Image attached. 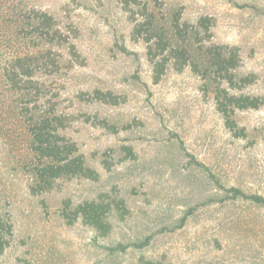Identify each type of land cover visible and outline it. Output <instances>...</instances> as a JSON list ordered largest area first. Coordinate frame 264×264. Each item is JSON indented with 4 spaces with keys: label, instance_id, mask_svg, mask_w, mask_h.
I'll use <instances>...</instances> for the list:
<instances>
[{
    "label": "rangeland",
    "instance_id": "1",
    "mask_svg": "<svg viewBox=\"0 0 264 264\" xmlns=\"http://www.w3.org/2000/svg\"><path fill=\"white\" fill-rule=\"evenodd\" d=\"M162 1L163 12L182 6L190 21L213 17L214 42L241 48L238 74L256 75L247 92L264 97V19L245 6L264 0ZM24 2L53 15L86 61L71 69L63 56L64 75L50 89L59 110L70 118L63 134L78 144L101 179H62L53 191L33 195L37 161L29 149L25 119H18V111L7 114L21 97L0 92V215H9L13 225L0 264H140L141 257L162 264H264V212L259 209L209 203L186 226L172 230L189 207L216 194L207 174L191 176L185 153L227 185L264 194V106L236 115L248 137L235 138L216 110L214 88L191 70H170L154 84L146 46L132 41L134 24L119 0ZM116 41L132 54L120 53ZM95 89L113 91L126 101L109 106L79 99ZM81 113L133 127L112 135L77 120ZM123 145L134 147L136 160L123 161ZM107 151L113 156L112 172L102 164ZM102 195L118 196L128 208L125 219L112 217L110 236L100 237L81 222L68 225L61 218L66 203L77 205ZM147 236L153 239L143 249L111 250Z\"/></svg>",
    "mask_w": 264,
    "mask_h": 264
},
{
    "label": "trees",
    "instance_id": "2",
    "mask_svg": "<svg viewBox=\"0 0 264 264\" xmlns=\"http://www.w3.org/2000/svg\"><path fill=\"white\" fill-rule=\"evenodd\" d=\"M119 1L134 24L132 41L146 46V58L152 68L154 84L162 81L170 70L176 73L191 70L208 87L214 88L215 107L225 128L233 137L246 139L248 131L239 126L236 115L259 110L264 106V97L247 92L256 83V75L238 74L243 65L241 48L214 42L215 19L202 16L190 21L184 18L182 6L163 12L165 4L162 0ZM245 6L264 19L263 3L252 2ZM115 46L124 55L132 54L124 43L116 41ZM63 56H66L71 69L86 65L72 35L60 27L53 15L28 7L24 0H0V92L8 91L21 97L20 104L8 106L13 109L7 114L18 111V119H25L29 149L37 161L34 167L35 182L30 186L33 195L53 191L56 183L62 179L93 182L101 179L100 173L88 165L85 156L80 153L78 144L63 134L70 125V118L59 110L57 102L53 101L56 95L50 89L52 81L64 75L66 62H63ZM48 80H51L49 84ZM79 99L86 104L109 106H119L126 101L113 91L101 89L81 93ZM76 118L112 135L133 127L132 124L120 127L109 118L92 117L86 113ZM121 151L124 154L123 161L137 159L133 146L123 145ZM185 156L189 160L187 166L191 176L198 177L199 171L207 174L216 194L202 205L189 207L172 228L173 231L186 226L195 212L209 203L242 204L264 212V194L229 186L193 155L185 153ZM178 158L183 160L181 154ZM102 164L108 172H112L113 156L108 151L103 155ZM205 179L203 181H207ZM127 213L124 199L102 195L77 205L66 203L61 218L68 225L81 222L105 238L113 231L112 217L125 219ZM12 237L13 225L9 215H0V255L9 247ZM152 239V236H147L144 240L127 245L119 243L111 250L125 252L130 247L143 249L151 244ZM140 264L162 263L141 257Z\"/></svg>",
    "mask_w": 264,
    "mask_h": 264
}]
</instances>
